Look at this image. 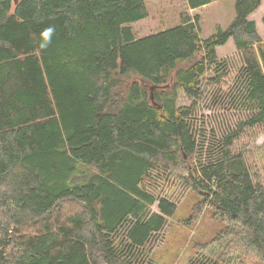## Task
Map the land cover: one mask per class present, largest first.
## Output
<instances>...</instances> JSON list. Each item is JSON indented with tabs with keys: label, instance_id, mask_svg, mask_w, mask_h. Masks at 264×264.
I'll use <instances>...</instances> for the list:
<instances>
[{
	"label": "trees",
	"instance_id": "trees-1",
	"mask_svg": "<svg viewBox=\"0 0 264 264\" xmlns=\"http://www.w3.org/2000/svg\"><path fill=\"white\" fill-rule=\"evenodd\" d=\"M151 1L0 0V264H150L181 185L200 195L188 220L205 209L218 222L197 246L221 250L202 264H230L232 251L264 264V151L253 179L231 150L246 126L264 134V31L250 18L261 0H227L229 19L206 37L188 10L217 3L214 20L225 0H157L187 8L158 30L167 20ZM229 39L255 111L203 156L191 117L225 86L217 48Z\"/></svg>",
	"mask_w": 264,
	"mask_h": 264
},
{
	"label": "rangeland",
	"instance_id": "rangeland-1",
	"mask_svg": "<svg viewBox=\"0 0 264 264\" xmlns=\"http://www.w3.org/2000/svg\"><path fill=\"white\" fill-rule=\"evenodd\" d=\"M221 3V2H220ZM213 4V3H212ZM205 7H199L188 10L191 15L199 13L201 23L207 22L210 27L204 24L201 28V36L206 37L211 34L212 23L220 22L225 24L229 19V9L227 0L216 7L218 12L212 20L215 4ZM158 1L152 0L150 7L152 19L165 18L167 23L156 24L154 30L173 25L179 20L180 11L187 9L185 3L177 8L166 6L158 8ZM233 14V5H232ZM264 16V0L258 9L251 14L250 18L256 22L260 35L264 31V25L261 18ZM217 54L226 66V70L220 73H226L227 78L223 83L225 86H214L208 89L203 98L199 101V107L191 117V130L198 137L199 147L203 156L212 155L217 151L223 137L231 130L235 129L237 123L249 118L254 113V108L248 107L244 102L243 86L245 84L244 67L240 53H238L229 39L225 45L217 48ZM218 73V72H217ZM216 72L212 74L216 75ZM218 73V74H220ZM210 75V73L208 74ZM190 99L180 93L177 99V105H186ZM232 153H240L252 178L262 177V153L264 151V134L260 126L244 127L237 138L232 142ZM167 175V174H166ZM171 185L176 187L174 178L166 177ZM158 183L162 179H158ZM161 188V186H160ZM173 194V202L177 205L174 216L167 218V223L163 231L156 237L152 244L146 247L147 254L150 253V264H202L207 263L210 257H214L221 250L219 243L209 244L203 250H198L197 243L208 241L212 232L215 231L218 222L210 217L208 210H203L197 219H188L191 217L193 203L200 199L194 191H190L181 185L169 192ZM156 204L148 207L149 211L156 210ZM152 245V247H151ZM196 248H195V247ZM201 247V246H200ZM197 249V253L196 252ZM199 251V252H198ZM230 264H236V254L232 251Z\"/></svg>",
	"mask_w": 264,
	"mask_h": 264
},
{
	"label": "clouds",
	"instance_id": "clouds-1",
	"mask_svg": "<svg viewBox=\"0 0 264 264\" xmlns=\"http://www.w3.org/2000/svg\"><path fill=\"white\" fill-rule=\"evenodd\" d=\"M53 31H54V29H53V28H49V29H47V31H46V33H45V35H46V36H48V37H50V36H51V34L53 33Z\"/></svg>",
	"mask_w": 264,
	"mask_h": 264
}]
</instances>
